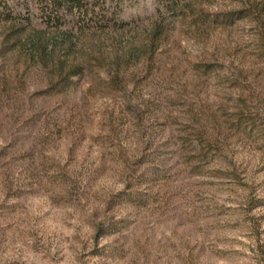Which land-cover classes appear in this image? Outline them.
<instances>
[{
    "label": "rangeland",
    "instance_id": "374dc122",
    "mask_svg": "<svg viewBox=\"0 0 264 264\" xmlns=\"http://www.w3.org/2000/svg\"><path fill=\"white\" fill-rule=\"evenodd\" d=\"M240 5L192 0L167 16L154 56L121 86L108 63L118 41L104 38L92 70L50 92L53 70L9 50L0 22V264H264L260 26L208 20ZM158 9L119 0L118 16L138 26L125 37L143 36ZM198 61L221 68L203 73ZM241 105L255 122L239 129ZM199 139L215 145L203 159ZM129 189L140 204L116 195Z\"/></svg>",
    "mask_w": 264,
    "mask_h": 264
},
{
    "label": "trees",
    "instance_id": "16d2710c",
    "mask_svg": "<svg viewBox=\"0 0 264 264\" xmlns=\"http://www.w3.org/2000/svg\"><path fill=\"white\" fill-rule=\"evenodd\" d=\"M157 1V16L144 25L143 36L133 39L125 36L127 31L138 32L137 23L134 19L118 16L119 0H36L37 12L28 3L22 12L14 9L8 0H0V22L4 23L9 50L23 49L30 59L53 70L54 78L44 89L46 92H50V89L62 90L75 81V76H83L92 70L95 61H100L97 54H103L104 38L118 41L108 63L113 68L111 80L116 86H121L123 73L131 65L154 56L168 29L167 16L181 14L192 3V0ZM238 1L241 4L239 7L214 12L208 16L209 22L231 25L243 18L255 21L260 26L264 52V0ZM87 34L100 38L89 48H86L82 38ZM219 68L220 63L212 61L194 63V69L203 73H211ZM254 114L241 105L232 121L239 129L247 124L253 125ZM197 142L194 153L197 159L205 158L215 148L210 143L211 139H199ZM138 193V189H129L121 190L116 195L119 199L140 204Z\"/></svg>",
    "mask_w": 264,
    "mask_h": 264
}]
</instances>
